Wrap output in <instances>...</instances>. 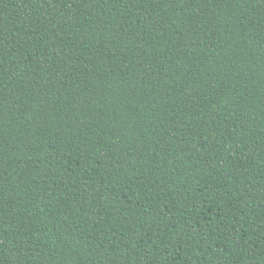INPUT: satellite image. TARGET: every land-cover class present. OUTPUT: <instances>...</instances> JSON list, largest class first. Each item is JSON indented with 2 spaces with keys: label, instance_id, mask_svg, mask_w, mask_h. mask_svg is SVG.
I'll return each mask as SVG.
<instances>
[{
  "label": "trees",
  "instance_id": "obj_1",
  "mask_svg": "<svg viewBox=\"0 0 264 264\" xmlns=\"http://www.w3.org/2000/svg\"><path fill=\"white\" fill-rule=\"evenodd\" d=\"M0 264H264V0H0Z\"/></svg>",
  "mask_w": 264,
  "mask_h": 264
}]
</instances>
